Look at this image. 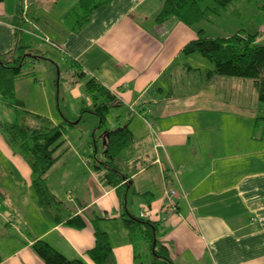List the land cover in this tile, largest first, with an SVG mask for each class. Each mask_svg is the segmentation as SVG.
Instances as JSON below:
<instances>
[{
    "label": "crops",
    "instance_id": "crops-1",
    "mask_svg": "<svg viewBox=\"0 0 264 264\" xmlns=\"http://www.w3.org/2000/svg\"><path fill=\"white\" fill-rule=\"evenodd\" d=\"M80 1L0 0V56L15 49L18 26L23 25L64 56L67 90L75 103L88 99L87 109H92L93 97L86 90L89 80L109 91L116 99L111 111L119 110L115 120L107 118V128L128 127L134 137L128 147L129 178L124 181L131 186H123L120 194L117 187L101 181L92 166L93 156L87 161V149L70 143L66 135L67 142L46 175L59 201L48 211L39 202L30 165L14 152L0 129V264H46L32 248L37 240L47 241L69 259L93 264L87 253L96 246L97 226L108 233L116 264L141 263L125 218L133 216L138 197L144 199L140 214L160 211L171 188L178 191V214L161 213L153 221L174 264H264V170H256L261 152L255 143L221 142V135L214 132L220 125L211 122L214 114L258 120L260 104L249 107L234 101L223 89L233 81L208 77L213 69L210 61L184 55V47L198 38L199 30L208 34L177 18L158 23L166 0H113L96 8L83 28L79 17L67 19ZM43 17L45 26L38 24ZM240 31L256 34L264 28ZM29 77L18 79L15 87L24 106L3 97L0 104L21 113L23 124L33 126L37 116L47 117V112L43 108L38 112L21 93L20 80ZM49 119L56 124L64 121ZM144 127L147 138L141 135ZM143 141L149 143V151L131 154ZM90 148L94 150L92 144ZM13 191L16 199L9 197ZM75 217L86 225L67 223ZM144 240L150 251L147 236Z\"/></svg>",
    "mask_w": 264,
    "mask_h": 264
},
{
    "label": "trees",
    "instance_id": "trees-1",
    "mask_svg": "<svg viewBox=\"0 0 264 264\" xmlns=\"http://www.w3.org/2000/svg\"><path fill=\"white\" fill-rule=\"evenodd\" d=\"M113 0H81L67 15L70 19L72 13L79 14V27L83 28L91 21L92 12ZM237 0H166L163 9L157 16L158 23H164L171 18H177L190 27H197L208 15H220ZM22 2L19 3V12L22 11ZM82 13H79L81 12ZM198 38L188 43L183 50L186 57L202 55L213 64V69L208 71V77H228L251 80L258 89L259 100L264 103V38L261 33L248 34L238 32L228 37H208L204 30L198 31ZM28 35L22 31L16 33L15 49L5 56H0V97L11 101L13 105L24 106L17 99L16 82L29 73L24 72L27 58L36 56ZM87 92L93 97L92 109L84 110L100 118L99 128L104 129L103 136L107 139L104 158L98 156L99 145L96 141L91 143L94 147L96 172L101 181L109 187L119 189L123 193V186L130 187L131 182H126L129 177L119 167L118 161L122 154L134 141L133 134L128 127L117 130L107 128V118L111 108L116 104V99L109 91L101 87L94 80L86 84ZM37 125L0 123V129L7 135L11 147L22 155L32 170L33 186L43 208L50 210L57 208L59 201L46 183V175L57 162V151L67 142L66 135L69 126L73 123L64 120L56 124L48 117L37 116ZM106 128V129H105ZM126 192V190H125ZM124 204L126 200L123 199ZM125 217V216H124ZM56 220V219H55ZM60 220V219H58ZM67 223L83 228L86 224L82 218L75 217ZM127 227L144 229L150 251L154 256L149 264H174L169 256L168 249L159 240V225L151 221L131 216L125 218ZM96 246L88 251L93 264H116L113 247L108 233L98 226L95 228ZM34 252L46 264H88L83 259H69L45 240H37L33 244ZM1 262V260H0ZM145 264V263H138Z\"/></svg>",
    "mask_w": 264,
    "mask_h": 264
},
{
    "label": "rangeland",
    "instance_id": "rangeland-1",
    "mask_svg": "<svg viewBox=\"0 0 264 264\" xmlns=\"http://www.w3.org/2000/svg\"><path fill=\"white\" fill-rule=\"evenodd\" d=\"M79 13H82V11ZM78 15L79 14L77 13H72L70 19H68L69 22ZM33 21L36 23L37 20L33 19ZM38 21V24L45 26V21H47V19L46 17H43V19H38ZM25 28L32 32L26 34L28 37H31L29 42L33 46L34 53L38 56H43V54H46L45 58L47 59V57H49L51 60L37 58L36 56L27 58L23 70L25 73H29L30 77L20 80V83H22L20 88L21 93L26 96L30 105L33 104L32 107L39 108L38 112H41L43 108L45 112H47V115L44 116H47L48 118L54 117L56 120H59V122L68 120V122L73 123L72 126H69V133L67 134L69 136V142L73 143L77 147H84L87 149L84 153L87 161H91L92 156L95 155L94 150L90 148V144L96 141V137L100 150L98 156L100 158H104V150L107 147V139L103 136L105 130L99 128L101 120L98 116L88 112L82 113V108L86 110L87 108H91L88 99L82 98L77 100L75 103L73 99H71L72 97L69 96L67 88L70 84L64 74L67 69L65 65L67 63L64 60V56H62L61 53H59L58 50H56V48H54L52 45L39 40V37L36 36L37 34L34 33V31H32L29 27ZM200 28L205 29L208 36L211 37L230 36L232 34L238 33L239 30H245L246 32L251 33L257 32L264 28V0H237L220 15L210 13L208 17L198 25V29ZM263 35L264 31L261 33V36ZM197 55L199 58L208 61L210 64L209 60L204 58L202 55ZM229 79L233 82L229 83V85H224L223 89L225 90L226 88L228 90L229 95L234 99V101L242 100L249 107L256 106V104L259 103L262 110L259 114V119H250L248 117L234 114H223L222 116L214 114L211 117L212 121H209H211L213 124L220 125V127L214 129L216 130L214 132L216 135H221V142L223 143H255L261 152V162H259L260 167L256 170H264V103L259 101L258 89L254 86L251 80H243L239 78ZM243 82L245 84H240ZM83 91H85V88ZM239 93H241L240 97L238 95ZM89 96L88 97L91 99L92 96L90 94ZM115 110L118 111L119 108L112 109L108 116L114 120L116 119L117 115ZM124 114H126V111H124ZM130 120L138 122L139 119L130 117ZM0 123L23 124L24 119L21 113H17L11 107L0 104ZM141 130V135L145 136L144 138H147V128ZM2 136L7 142L6 133H3ZM139 138L143 139L141 137ZM143 143L145 144L141 148H133L131 149L132 153H130L133 155H137L139 153L146 154L149 151V143L144 141L142 144ZM14 152L19 155L16 150H14ZM128 155L129 148L121 155L122 157L119 158L118 163H116L124 173L127 172L129 167ZM21 157L26 163L27 160L22 155ZM92 166L94 168L95 165L93 164ZM13 194L14 191L12 192L11 196L9 195V197L12 199L15 197L16 199L15 194ZM68 195H71V192ZM129 195L133 197L134 190L133 192L131 191ZM129 198L130 197H127L128 201ZM68 199L71 198L68 196ZM141 201H144L142 197H138L134 205L130 201V207L133 205V209L131 210L133 216L139 218H141ZM151 222L155 223L154 221ZM144 236H147L144 230H135L133 234V240L136 245L140 262L149 263L150 261H153L154 256L152 255L151 251H149L147 243L144 240ZM148 244L150 243L148 242Z\"/></svg>",
    "mask_w": 264,
    "mask_h": 264
},
{
    "label": "built area",
    "instance_id": "built-area-1",
    "mask_svg": "<svg viewBox=\"0 0 264 264\" xmlns=\"http://www.w3.org/2000/svg\"><path fill=\"white\" fill-rule=\"evenodd\" d=\"M23 21L29 22L25 17H23ZM29 23H31V22H29ZM18 30L24 31L27 33H32L31 31L27 30L23 25L18 26ZM262 38H264V35L262 36ZM153 132L155 133V130H153ZM177 197H178V191L176 189L171 188L169 190L168 195H167L166 201H165L164 205L161 207L160 211L157 210V211L151 212V211L143 210L140 214V217L144 220H147V221H153V220L156 221V220L160 219L158 217L160 216L161 213L166 214L167 217H172V216L178 214V206L176 203Z\"/></svg>",
    "mask_w": 264,
    "mask_h": 264
}]
</instances>
